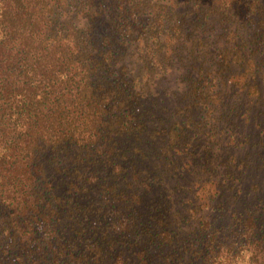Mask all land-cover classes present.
<instances>
[{"label":"trees","instance_id":"obj_1","mask_svg":"<svg viewBox=\"0 0 264 264\" xmlns=\"http://www.w3.org/2000/svg\"><path fill=\"white\" fill-rule=\"evenodd\" d=\"M0 264H264V0H0Z\"/></svg>","mask_w":264,"mask_h":264}]
</instances>
